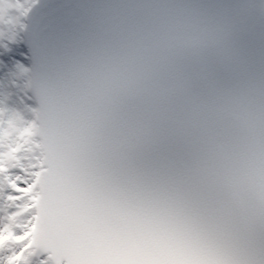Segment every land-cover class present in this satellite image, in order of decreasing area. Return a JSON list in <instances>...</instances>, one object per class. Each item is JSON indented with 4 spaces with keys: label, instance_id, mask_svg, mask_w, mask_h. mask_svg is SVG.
Returning a JSON list of instances; mask_svg holds the SVG:
<instances>
[{
    "label": "snow or ice",
    "instance_id": "snow-or-ice-1",
    "mask_svg": "<svg viewBox=\"0 0 264 264\" xmlns=\"http://www.w3.org/2000/svg\"><path fill=\"white\" fill-rule=\"evenodd\" d=\"M5 42L0 264H264V0H0Z\"/></svg>",
    "mask_w": 264,
    "mask_h": 264
},
{
    "label": "clouds",
    "instance_id": "clouds-1",
    "mask_svg": "<svg viewBox=\"0 0 264 264\" xmlns=\"http://www.w3.org/2000/svg\"><path fill=\"white\" fill-rule=\"evenodd\" d=\"M168 3L176 5L197 6L212 11L223 12L236 5H245L249 3H258V0H210V2H202V0H167Z\"/></svg>",
    "mask_w": 264,
    "mask_h": 264
},
{
    "label": "bare ground",
    "instance_id": "bare-ground-1",
    "mask_svg": "<svg viewBox=\"0 0 264 264\" xmlns=\"http://www.w3.org/2000/svg\"><path fill=\"white\" fill-rule=\"evenodd\" d=\"M5 43L8 46L9 43L8 42H5ZM2 49L3 48L0 47V51ZM17 61L21 62L20 60H12V61H9V62H6V63L3 64V67H2V69H3L2 71L3 72L0 75V84L4 83L7 80V78H8V74L15 70V63ZM21 63H23V61ZM7 91L15 93L16 90L14 88H12L11 86H9L7 88ZM12 105H13V103L10 106H12Z\"/></svg>",
    "mask_w": 264,
    "mask_h": 264
}]
</instances>
